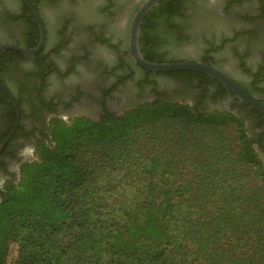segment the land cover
I'll return each instance as SVG.
<instances>
[{
	"label": "trees",
	"instance_id": "1",
	"mask_svg": "<svg viewBox=\"0 0 264 264\" xmlns=\"http://www.w3.org/2000/svg\"><path fill=\"white\" fill-rule=\"evenodd\" d=\"M161 5L162 9L168 7L167 1ZM157 9L154 7L143 17L139 46L147 60L168 61L161 52L155 51L154 44L161 41L149 29L151 21L159 16ZM166 17V25L173 30L172 19ZM178 30L184 33L182 27ZM37 38L35 29L31 39ZM119 66L129 68L122 60ZM140 68L146 73L144 81H149L152 75L181 76L191 87L215 82L219 92L230 93L221 83L199 72L153 73ZM254 75L264 80V72ZM246 105L241 108L255 114L256 125L261 127L264 119ZM0 109L7 112V129L0 136L1 142L15 120L13 105L7 103L1 89ZM153 123H162L173 132L178 129L180 139L191 147L192 140L207 138L224 148L223 130L235 127V143L230 154L237 150V155L231 157L241 174L230 177V162L225 161L224 180L230 178L239 182L237 187L233 185L226 191L224 200L236 210L234 217L235 222H240L236 227L240 234L231 241L232 248L222 246L221 257L210 258L205 251L210 239L199 236L202 232L210 235L207 222L210 212L202 209L214 208L213 203L202 196V204L189 215L184 203L201 201V198H197L196 192H189L186 177L175 176L176 181L171 173L161 174L151 180L145 190L114 189L107 180V190L116 192L112 197L117 202L106 210L100 204L92 206L86 197L96 172L91 157L96 155L101 165L109 164L108 149L120 144L138 128ZM261 133L264 136V131ZM48 134V141L39 140L35 144L36 159L21 163L19 179L6 180L0 202L1 221L5 216L4 206L14 198L28 197L30 188L38 186L40 197L49 196V203L39 213V220L45 226L42 245L19 244L16 257L12 259L8 248L2 247L0 241V264H264V161L247 132L245 120L239 115L230 110L203 112L197 106L166 99L157 93L155 99L120 114L105 111L99 119L76 116L67 122L54 117L48 123ZM159 146L157 144L156 148ZM197 152L196 162H208L203 147L198 145ZM213 164L216 162L210 161L207 165ZM48 176L53 178L54 185L43 183ZM124 180L128 184L132 182L129 175ZM225 205L221 200L218 207Z\"/></svg>",
	"mask_w": 264,
	"mask_h": 264
},
{
	"label": "rangeland",
	"instance_id": "2",
	"mask_svg": "<svg viewBox=\"0 0 264 264\" xmlns=\"http://www.w3.org/2000/svg\"><path fill=\"white\" fill-rule=\"evenodd\" d=\"M19 3V0H0V42H9V39L18 37L23 29L19 19L14 22ZM186 3L182 11L191 17L188 26L183 27V34L174 32L172 35L165 20L160 21L165 37L158 36L163 57H210L235 79L249 86L254 74L264 72V0H189ZM79 4L81 7H77L74 16L82 22H75L67 28L66 33L50 32L47 44V48L54 53L52 59L59 71V74L49 79L50 91H72L71 94L77 95L80 101L72 111L91 117H97L101 111L120 113L127 107L155 99L157 93L166 99L184 98L192 101V87L182 81L181 76L152 75L149 81H144L146 73L132 62L129 68L119 66V55L127 48L129 22L138 0H79ZM48 14L46 19L49 24ZM63 39L67 44L58 45ZM72 83L77 84V89L69 88ZM10 85L18 92L13 82L10 81ZM217 107L225 108L227 103L217 104ZM236 113L245 120L247 132L255 143L259 129L255 114L246 109ZM64 118L69 121L66 116ZM6 128V122L0 120V132ZM223 131L224 148L207 138L192 140L194 145L191 147L180 139L178 129L173 132L172 128H166L162 123L146 124L125 137L120 144L108 149L111 157L109 164L101 165L96 155L91 157L96 172L86 197L92 206L100 204L106 210L117 202L112 197L116 196V192L107 190V180L114 189L145 190L151 185L150 181L161 174L171 173L181 179L186 177L190 183L189 192H196L197 198H201V201L188 200L184 203L189 215L199 203L202 204V196L213 203L214 208L202 209L203 212H210L207 215L210 235L202 232L199 236L210 239L204 248L210 258L221 257L222 246L232 248L231 241L240 234L236 228L240 222H235L234 217L236 210L227 206L224 200L226 191L233 185L237 187L239 181L230 178L225 179L227 182L224 180L225 161L230 162V177L241 174L231 157L232 154L237 155V150L230 154L235 143V127L230 126ZM256 143L254 146L264 161V149ZM157 144L160 145L158 149ZM198 145L206 151L205 161H215L216 164L195 161ZM21 147L25 148L23 144ZM29 157L31 160L36 159L35 147L29 150ZM127 175L132 181L129 184L124 180ZM43 183L55 184L50 176ZM39 189L38 186L32 187L27 193L28 197L14 198L4 206L0 241L2 247L8 248L12 259L16 257L19 244L42 245L45 226L39 220V213L50 198L48 195L40 197ZM221 200L226 205L218 207Z\"/></svg>",
	"mask_w": 264,
	"mask_h": 264
},
{
	"label": "flooded vegetation",
	"instance_id": "3",
	"mask_svg": "<svg viewBox=\"0 0 264 264\" xmlns=\"http://www.w3.org/2000/svg\"><path fill=\"white\" fill-rule=\"evenodd\" d=\"M31 1L34 3L36 10L39 12L42 18L44 33H45L43 46L32 56V58H26L21 52L15 49H4L0 51V81L4 83L6 87L10 90L20 111V118L15 131L0 150V202L2 199V193L4 192V184L6 180L16 179V178L19 179L18 169L20 168L22 162H24L27 159H30L29 150H33L36 142L39 140L48 141L50 137L48 134V123L52 118L56 117L65 120L64 116H66L67 117L66 120H69L76 116H85L92 119H99L105 114V112L103 113L101 111L97 117H91L79 111H72L73 110L72 108L76 106L80 101L77 95L71 94L72 91L67 93L50 91L49 79L53 75L57 73L59 74L57 64L52 59V55L54 53L51 51V49L47 48L50 32L51 33L55 32L59 34L60 31H62V33L63 32L66 33L67 28L73 26L75 22L77 24L82 22L80 18H78L79 20H76L74 16V14H76L77 12V7L79 6L81 7V5L79 4V0H31ZM166 1H167L166 6L168 7L162 9L161 4ZM188 1L189 0H160L159 3L154 6V7L157 6L159 8L157 9V13H158L157 16L158 15L159 16L155 17L154 20L151 21L150 23L151 25L149 29L151 34L157 36V39H159L158 38L159 34L162 37H164L162 35L164 31L162 26H160L161 25L160 21L165 20V22H167L166 16H169L172 19V22L174 23L173 30H171L168 27L172 35H174V32L178 33L179 28L185 27L188 24V21H190L189 18L191 16L188 15L186 12L182 11V8L183 6H186L187 4L186 2ZM19 2H20L19 3L20 7L19 10L14 13L15 14L14 22L17 21L16 19H19L20 21L18 20V22L22 24L23 29L18 37L11 40L9 39V42L27 48L34 47L37 45L40 39L38 23L33 12L28 7L26 2L24 0H19ZM141 2L142 0H138L137 7L134 9L132 15L139 7ZM152 9H150L147 13H149ZM47 13H49L48 16H50L49 24L46 19ZM82 14L84 13L82 12ZM49 26L51 30H49ZM35 29L37 30L38 38L31 39L33 36H35ZM159 41L161 40L159 39ZM1 43L4 42H0V44ZM64 43L65 40L63 39L62 41L59 42L58 45L60 44L63 45ZM66 44L67 41L65 45ZM154 49L155 51L161 52L162 43L161 42L155 43ZM141 53L144 56V53L142 51ZM121 60L126 65L132 62L135 66L139 67V65L133 61L132 57L128 53V44H127L126 52L125 50L121 52L120 58L118 59L119 64L121 63ZM165 60L168 61L206 60L210 62V64H213L224 70L234 81H236L246 90H248L250 93L256 95L260 99V101L264 104V80H262L261 78H256L255 75L252 76L250 85L246 86L245 84L241 83L238 79H235L233 76H231L229 72L225 68H223L217 61L212 59L179 58V59H165ZM10 81L13 82L15 86H17L18 92L17 91L15 92L11 88ZM216 82L218 81L216 80ZM195 84H198V82L195 81ZM76 86L77 84L72 83L70 84L69 88L75 90L77 89ZM0 89L7 96V103L13 105V110L16 119V108L13 101L1 87ZM191 89L193 90L192 101H189L184 98H178L179 100L177 101H181L183 103L197 106L198 109H200L203 112H212L215 110H230L234 114H237L236 112H238V110L243 109L241 108V106H243V104H246L243 101H240L229 89L228 90L230 91V93L219 92V89L217 88V83L215 82L202 83L201 87L196 86V87H192ZM19 97L22 98V100ZM235 98L238 99L237 102L239 103L236 102ZM226 103H227V107L225 108L217 107V104L226 105ZM209 105L213 107H209ZM246 106L248 107L249 105L247 104ZM4 112L2 109H0V120H4L7 125V119H6L7 112H5V114ZM110 113H114V112H110ZM120 113H115V114H120ZM261 117L264 119L262 115ZM5 131L6 130L0 132V136L3 135ZM262 131H264V122L257 131V135H256L257 143L255 142L256 144H258L260 148L264 149V136H262L261 133ZM7 135H5L4 138ZM3 140L0 142V144L3 142ZM259 140H261L260 144L258 142ZM21 144L24 145L25 147L24 149H22Z\"/></svg>",
	"mask_w": 264,
	"mask_h": 264
},
{
	"label": "water",
	"instance_id": "4",
	"mask_svg": "<svg viewBox=\"0 0 264 264\" xmlns=\"http://www.w3.org/2000/svg\"><path fill=\"white\" fill-rule=\"evenodd\" d=\"M24 1L31 9L37 20L40 32V39L36 46L30 48L11 42H4L0 44V51L4 49H15L21 52L26 58H32V56L43 46L45 33L41 15L36 10L34 3L31 0ZM159 1L160 0H142L139 7L136 9L130 19L127 35V44L128 53L132 57L133 61L136 62L139 66H141L143 69L151 71L153 73L170 71H194L205 74L220 82L223 86L228 88L240 101H243L244 103L248 104L250 107L255 109L264 117V104L260 101V99L256 95L246 90L236 81H234L224 70L213 64L201 60L150 61L144 58L139 46L140 25L145 14L155 5H157ZM0 87L11 98L16 108V119L14 126L10 130L9 134L4 138L3 142L0 144L1 150L18 125L20 111L10 90L1 81Z\"/></svg>",
	"mask_w": 264,
	"mask_h": 264
}]
</instances>
